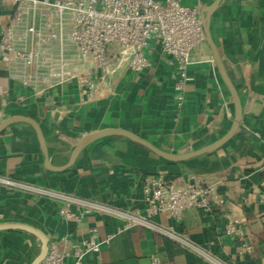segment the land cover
<instances>
[{
	"label": "crops",
	"instance_id": "obj_1",
	"mask_svg": "<svg viewBox=\"0 0 264 264\" xmlns=\"http://www.w3.org/2000/svg\"><path fill=\"white\" fill-rule=\"evenodd\" d=\"M51 1V0H42ZM164 1V0H159ZM216 0H181L201 14ZM15 10L12 1L0 2V29ZM211 37L242 105V120L234 138L217 151L183 163L168 162L131 141L108 137L87 146L64 172L45 168L36 133L17 123L0 134V179L30 189L0 183V224L25 223L42 230L60 251L87 238L90 229L100 239L112 236L86 264H214L176 241L145 227L124 228L112 214L87 213L81 222L59 214L64 197H77L111 209L143 211L142 179L161 174L175 186L191 177L219 183L225 199L212 213L195 209L179 221L168 214L155 217L158 227L208 252L220 264H264V208L258 194L264 190V0H224L210 19ZM118 46L107 55L117 60ZM152 67L135 74L127 63L110 79V88L91 101L73 84L33 96L11 76L9 63L0 58V122L14 116L36 121L43 132L50 163L61 167L82 137L102 129L133 133L169 153L201 149L231 127L234 106L205 42L192 53L185 102L176 106L174 67L157 42L146 49ZM47 191L39 194L33 191ZM247 199L248 206L242 202ZM242 220L253 250L242 255L235 236L225 235L226 216ZM40 241L25 232H0V264H30Z\"/></svg>",
	"mask_w": 264,
	"mask_h": 264
},
{
	"label": "built area",
	"instance_id": "obj_2",
	"mask_svg": "<svg viewBox=\"0 0 264 264\" xmlns=\"http://www.w3.org/2000/svg\"><path fill=\"white\" fill-rule=\"evenodd\" d=\"M15 3L7 25L0 29V58L9 63L11 76L32 93L41 96L73 84L85 97L93 100L105 91L113 93L110 79L119 66L135 74L152 67L146 49L157 42L174 67L173 85L176 106L185 102L186 87L193 81L188 75L193 51L206 42L200 10L184 6L181 0H0ZM110 45L118 46L117 60L108 57ZM0 183L30 189L8 179ZM219 183L191 177L181 186L170 183L164 175L151 174L142 179L143 211L111 209L104 205L64 197L59 214L70 222H81L87 213L112 214L124 228L145 227L176 241L197 255L220 264L208 252L175 235L173 228L164 229L153 220L168 214L179 221L185 211L195 209L212 213L223 207ZM39 194L47 191L31 188ZM243 206L249 202L244 199ZM264 208V190L258 194ZM242 220L228 215L223 224L225 235L235 236L241 254H250ZM112 236L100 239L96 229L87 238L72 242L60 251L55 244L40 264H86L89 256L98 254ZM151 264H160L152 258Z\"/></svg>",
	"mask_w": 264,
	"mask_h": 264
},
{
	"label": "water",
	"instance_id": "obj_3",
	"mask_svg": "<svg viewBox=\"0 0 264 264\" xmlns=\"http://www.w3.org/2000/svg\"><path fill=\"white\" fill-rule=\"evenodd\" d=\"M224 2V0H216L215 3L210 6L207 10H205L202 14H201V20H202V25H203V30H204V34H205V38H206V43L209 46L211 53H212V57H213V61L218 69V72L220 74V77L224 83V85L226 86L230 96H231V100L234 106V118L231 124L230 129L228 130V132L222 136L221 138H219L218 140H216L215 142L201 148V149H197V150H188L186 152L183 153H178V154H174V153H169L166 151H163L159 148H157L155 145H153L152 143H150L149 141L133 134L130 133L128 131L125 130H121V129H102L100 131H96L94 133H91L89 135H86L84 137L81 138V140L76 144V146L74 147L70 159L68 161L67 164L61 166V167H55L50 163V158H49V154H48V150L46 147V143H45V138L42 132V129L40 127V125L34 121L33 119L27 118V117H22V116H14V117H10L7 118L3 121L0 122V134H2L8 127L17 124V123H24L29 125L30 127H32V129L34 130V132L36 133L39 145H40V149L43 153L44 159H45V168L49 171H53V172H64L66 170H68L69 168H71L78 155L90 144L100 140V139H104V138H108V137H118V138H124L127 139L129 141H131L132 143L138 144L144 148H146L148 151H150L152 154L168 161L171 163H183L185 161H188L190 159L205 155V154H209V153H213L215 151H217L218 149H220L221 147H223L225 144H227L229 141H231L234 136L236 135V133L238 132V129L240 127V123L242 120V105L240 103V98L239 95L235 89V87L233 86L227 72L226 69L224 67V64L222 62V59L220 57V54L218 52V49L211 37V33H210V19L211 16L213 15V13L222 5V3ZM21 231V232H25L28 233L34 237H36L39 241H40V249H39V253L37 254V256L33 259V261L30 264H40L46 257L48 251H49V238L48 236L40 229L25 224V223H1L0 224V232L1 231Z\"/></svg>",
	"mask_w": 264,
	"mask_h": 264
}]
</instances>
